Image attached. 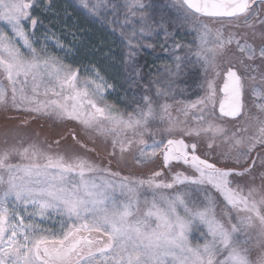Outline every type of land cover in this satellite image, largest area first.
<instances>
[{
	"label": "snow or ice",
	"instance_id": "6c2138e0",
	"mask_svg": "<svg viewBox=\"0 0 264 264\" xmlns=\"http://www.w3.org/2000/svg\"><path fill=\"white\" fill-rule=\"evenodd\" d=\"M70 6L0 0V264H264V0Z\"/></svg>",
	"mask_w": 264,
	"mask_h": 264
},
{
	"label": "rangeland",
	"instance_id": "374dc122",
	"mask_svg": "<svg viewBox=\"0 0 264 264\" xmlns=\"http://www.w3.org/2000/svg\"><path fill=\"white\" fill-rule=\"evenodd\" d=\"M59 3L61 5L68 6V11L71 12L72 11V8H71L70 5L72 3L78 4L79 1H76V0H59ZM80 21H81V23L83 24L84 27L88 28L92 32L96 33L97 35H100L97 25H95L93 23H91L92 24L91 25L90 23L87 22L86 19H82L81 20V18H80ZM45 23H47V21H45ZM40 32H43V29H40ZM40 32H38L37 35H40ZM195 35H196V33L193 32V31H191L189 29L186 33L182 34V36L181 37H178V38H182L184 40V42H186V43H191L194 40ZM50 48H51V50L55 51V49L52 48L51 45H50ZM59 54L62 55V53H59ZM85 63H87V61H85ZM157 63H160V61H158ZM116 97L117 96L115 94H113V95L108 96L107 99L109 100V102H112L113 103L115 101V98ZM183 98L184 97H182L180 95L176 97L177 100H181ZM188 98L195 99L196 97L195 96H189ZM254 102L258 103L259 101H254L252 98H248L249 105L253 104ZM170 103H171V101H170ZM253 111L255 112L256 109L253 108ZM15 123H18V121H12V122H10L7 125L3 121H0V144L3 143L4 138H5L6 135L8 137L9 143L15 142L13 138L16 135V132L11 127V125L12 124H15ZM42 125H44L45 127H47V125L44 124V121L43 120H40V121H37V122L32 123L28 129L20 130V132H21L22 135H30V133H31L32 130H36L37 132H40ZM144 139L147 140L148 143H151V139L149 137L145 136ZM12 162L13 163H16L18 161L17 160H13ZM147 167H152V166L151 165H148ZM147 167L146 168L138 169L136 167H131L130 166L129 168L125 169V171L123 172V175L127 176V175H129L131 173L136 178H142L141 176H139L138 173H140V172H146L147 171ZM195 241H196V234L193 235V242H195Z\"/></svg>",
	"mask_w": 264,
	"mask_h": 264
},
{
	"label": "trees",
	"instance_id": "16d2710c",
	"mask_svg": "<svg viewBox=\"0 0 264 264\" xmlns=\"http://www.w3.org/2000/svg\"><path fill=\"white\" fill-rule=\"evenodd\" d=\"M76 1H79V0H76ZM80 18H81V20H82V19H86L83 15H80ZM86 20H87V19H86ZM87 22L91 24V22H89L88 20H87ZM90 24H89V25H90ZM91 25H92V24H91ZM149 59H151V57H149ZM181 87H182V86H181ZM178 96H179V95H178ZM113 103H116L117 106L120 107L121 109H124V108H125V105H124L123 103H120L119 100L117 99V97L115 98V101H114ZM128 111H130V109H128Z\"/></svg>",
	"mask_w": 264,
	"mask_h": 264
}]
</instances>
